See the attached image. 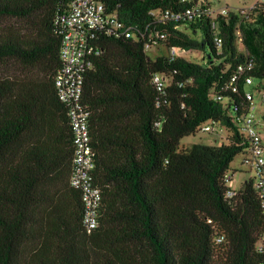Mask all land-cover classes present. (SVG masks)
I'll return each mask as SVG.
<instances>
[{
  "label": "trees",
  "instance_id": "1",
  "mask_svg": "<svg viewBox=\"0 0 264 264\" xmlns=\"http://www.w3.org/2000/svg\"><path fill=\"white\" fill-rule=\"evenodd\" d=\"M100 1L135 37L100 35L101 54L85 75L94 183L103 196L100 227L88 234L82 195L70 184L69 109L55 88L61 0H0V20L17 21L0 29V63L22 71L0 74V264H264L256 180L231 197L226 183L250 146L239 122L248 87L242 78L234 93L232 78L244 67L255 81L250 90L264 91V4L175 29L153 12L191 3ZM158 31L167 34L158 47L167 54L152 60L146 45ZM173 47L200 51L205 62L172 58ZM156 74L170 78L162 90ZM210 121L227 128L226 142L181 147Z\"/></svg>",
  "mask_w": 264,
  "mask_h": 264
},
{
  "label": "built area",
  "instance_id": "2",
  "mask_svg": "<svg viewBox=\"0 0 264 264\" xmlns=\"http://www.w3.org/2000/svg\"><path fill=\"white\" fill-rule=\"evenodd\" d=\"M183 3H191L190 7L182 11L167 10L165 12H153L158 24L172 23L175 29H179L182 23L207 18L215 21L218 17H227L230 13L248 12L250 9L231 10L213 9L205 2L195 0H182ZM264 4V0H258ZM55 26L62 34L61 59L62 66L55 77V88L61 102L67 105L71 128L74 134L75 158L74 169L70 180L73 189L82 195L84 204L83 224L88 234L94 233L100 227V214L102 207V191L94 183L93 171L96 168L94 152L91 144L89 127L90 113L85 104L84 85L87 71L93 69L94 58L101 54L98 48L100 35H118L122 33L127 38H134L131 28H128L119 20L117 14H110L106 6L100 0H61L60 10L55 17ZM215 26V23H214ZM240 35V34H239ZM165 32H156L151 35L146 45L149 52L159 45L167 43ZM219 48L223 41L220 37L215 39ZM188 52L180 48L169 49L172 58L184 57ZM248 69H251L249 67ZM246 68L240 67L238 75L231 81L234 93L239 91V82L244 78L247 87L252 88L255 81L251 77H244ZM154 84L162 90L170 82V78L163 74L154 75ZM262 91H259L261 93ZM252 90L246 92L248 111L239 120L243 136L249 141L250 146L246 151L245 163L251 167V172L256 180V188L263 201L264 209V138L261 128H264V120L258 115V103ZM264 102V94L262 95ZM224 127L218 121H210L200 131L219 136V127ZM226 128V127H225ZM226 183L231 190L229 196H234L236 179L235 173L226 175ZM222 241V240H220ZM258 250L264 251V235L258 244Z\"/></svg>",
  "mask_w": 264,
  "mask_h": 264
},
{
  "label": "rangeland",
  "instance_id": "3",
  "mask_svg": "<svg viewBox=\"0 0 264 264\" xmlns=\"http://www.w3.org/2000/svg\"><path fill=\"white\" fill-rule=\"evenodd\" d=\"M192 1V0H190ZM200 2H205L212 6L213 9H231V10H241V9H250L253 8L258 0H200ZM9 23L16 25L17 21L11 20H0V29H5L6 26H10ZM148 56L155 60L158 56L166 55L167 50L163 48H153L148 53ZM184 57L195 63L202 64L203 60L205 62V55L200 51H191L184 55ZM0 74L8 77L21 76L22 71L18 64L13 61H8L4 63H0ZM251 88L248 87V90ZM264 91L261 93H255L256 101L259 104L258 106V114H264V102L262 100V95ZM219 136L211 135L208 133H204L199 131L195 135H191L189 137L184 138L181 141V147L183 149H189L194 144H205L211 146H220L223 142H226L230 136L229 131L225 127H219ZM262 135L264 138V128H261ZM246 155H239L235 158L232 163V168L235 171V179L236 185L235 189L239 190L242 185L250 178L255 176L254 172H251V167L249 164L245 163Z\"/></svg>",
  "mask_w": 264,
  "mask_h": 264
},
{
  "label": "crops",
  "instance_id": "4",
  "mask_svg": "<svg viewBox=\"0 0 264 264\" xmlns=\"http://www.w3.org/2000/svg\"><path fill=\"white\" fill-rule=\"evenodd\" d=\"M258 106H259V104H258ZM258 115H259V117H260L261 119L264 120V114H258Z\"/></svg>",
  "mask_w": 264,
  "mask_h": 264
}]
</instances>
